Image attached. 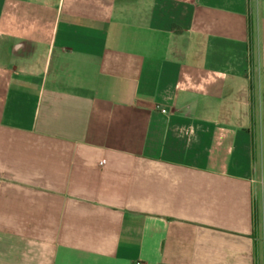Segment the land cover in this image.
Instances as JSON below:
<instances>
[{"label":"crops","instance_id":"crops-1","mask_svg":"<svg viewBox=\"0 0 264 264\" xmlns=\"http://www.w3.org/2000/svg\"><path fill=\"white\" fill-rule=\"evenodd\" d=\"M0 264H264V0H0Z\"/></svg>","mask_w":264,"mask_h":264},{"label":"built area","instance_id":"built-area-1","mask_svg":"<svg viewBox=\"0 0 264 264\" xmlns=\"http://www.w3.org/2000/svg\"><path fill=\"white\" fill-rule=\"evenodd\" d=\"M162 113H167V111L163 109V110H162Z\"/></svg>","mask_w":264,"mask_h":264}]
</instances>
